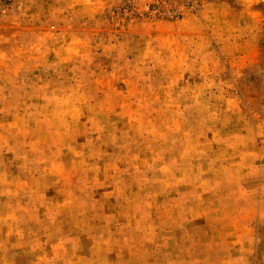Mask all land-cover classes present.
Listing matches in <instances>:
<instances>
[{"label":"rangeland","instance_id":"1","mask_svg":"<svg viewBox=\"0 0 264 264\" xmlns=\"http://www.w3.org/2000/svg\"><path fill=\"white\" fill-rule=\"evenodd\" d=\"M0 264H264V0H0Z\"/></svg>","mask_w":264,"mask_h":264}]
</instances>
